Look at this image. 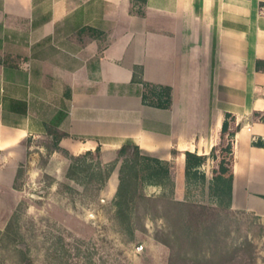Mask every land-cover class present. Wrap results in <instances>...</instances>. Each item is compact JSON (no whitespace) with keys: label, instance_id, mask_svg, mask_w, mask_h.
Masks as SVG:
<instances>
[{"label":"crops","instance_id":"1","mask_svg":"<svg viewBox=\"0 0 264 264\" xmlns=\"http://www.w3.org/2000/svg\"><path fill=\"white\" fill-rule=\"evenodd\" d=\"M258 61L264 0H145L140 10L133 0H0V172L13 182L27 140L49 128L67 134L58 147L69 155L99 148L112 159L132 143L178 180L185 152L214 148L207 166L228 160L231 209L264 220ZM135 68L144 83L171 88L168 108L142 102Z\"/></svg>","mask_w":264,"mask_h":264},{"label":"rangeland","instance_id":"2","mask_svg":"<svg viewBox=\"0 0 264 264\" xmlns=\"http://www.w3.org/2000/svg\"><path fill=\"white\" fill-rule=\"evenodd\" d=\"M26 144L13 182L0 172V264H168L164 214L180 211L172 201L217 210L216 232L233 243L248 237L253 264H264V235L257 228L261 224L264 233V220L247 212L227 216L226 198L211 185L215 175L228 172L223 156L178 180L173 165H163L165 175L146 160L138 162L136 177L132 163L123 162L132 148L122 158L92 153L74 160L85 152H55L50 136Z\"/></svg>","mask_w":264,"mask_h":264},{"label":"trees","instance_id":"3","mask_svg":"<svg viewBox=\"0 0 264 264\" xmlns=\"http://www.w3.org/2000/svg\"><path fill=\"white\" fill-rule=\"evenodd\" d=\"M144 4L145 0H133V6H137L139 10ZM256 67L257 69L264 70V62L258 61ZM140 73V69H134L133 82H139L145 88L141 94L142 102L158 108H168L171 104V88L144 83L139 77ZM228 118L229 115H225L221 127V140L225 144L223 151L226 154L231 153L232 147L230 140L232 132L228 131ZM226 134L227 138H229L228 141L225 140ZM46 136L52 138L54 151H62L58 147V143L67 134L49 128ZM254 145L264 147V140H257L254 142ZM130 148L133 149L132 156L123 159V162H126V164L132 163L131 166L136 169V177L138 162L142 160L160 165L159 173L162 172L167 175L168 169L165 167L168 165L167 162L141 154L139 148L132 143L123 144L117 150V156L121 158L126 156ZM215 151L213 148L208 156L185 152V175L197 172L206 162L207 158L214 159L216 155ZM92 153L99 155L100 149L96 148L94 152L86 151L84 154L72 158L79 160ZM213 184L216 187L215 191L221 195L223 194L227 200L224 206L227 216L234 217L236 213H245V211H234L231 209V189L229 183L224 180L222 175H215L211 182V185ZM171 204L179 207L180 211L174 215L164 214L168 227L166 233L167 240L164 242L170 251L168 264H253L256 258L255 246L248 237H245L240 243H233L231 240L224 238L225 236H221L216 232L213 226L215 224L212 221H214V217L217 215L215 214L218 212L217 210L190 202L172 201ZM254 217L258 219L257 216ZM257 225L259 234L263 236V226L261 224ZM201 249L204 250L201 251ZM190 252L192 253L190 254Z\"/></svg>","mask_w":264,"mask_h":264}]
</instances>
